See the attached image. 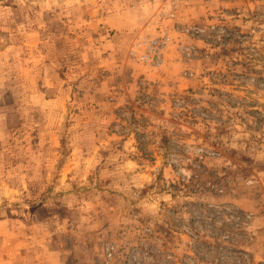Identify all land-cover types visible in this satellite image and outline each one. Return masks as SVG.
I'll return each instance as SVG.
<instances>
[{
	"label": "rangeland",
	"instance_id": "rangeland-1",
	"mask_svg": "<svg viewBox=\"0 0 264 264\" xmlns=\"http://www.w3.org/2000/svg\"><path fill=\"white\" fill-rule=\"evenodd\" d=\"M142 1L0 0V264H264V0H196L114 46L160 73L175 45L186 83L129 74L133 98L86 129L76 75L101 80L100 29H140Z\"/></svg>",
	"mask_w": 264,
	"mask_h": 264
},
{
	"label": "crops",
	"instance_id": "crops-1",
	"mask_svg": "<svg viewBox=\"0 0 264 264\" xmlns=\"http://www.w3.org/2000/svg\"><path fill=\"white\" fill-rule=\"evenodd\" d=\"M148 1L149 4L142 1L139 4L134 5L133 7L127 6L125 8L126 13L124 14V16L127 15L128 12H133V9L135 10L136 14L138 13L139 15H141L140 23H142L143 25L140 27V29L132 27L131 23H129L128 20L127 22H125V24L120 26L111 36L108 33L110 29H108V25H103L100 29L104 37V43H102L100 47L102 46L104 52L106 53V60H104L105 63L102 62L99 64H104V68L108 69H105L106 73L101 78V80L98 76H96V72L94 71V65L96 64L95 62L94 65H92L93 67L89 68V71L76 75L79 87H82L84 89V97L82 96L81 101L83 104H86L82 109L86 113V115H84V118L82 119L86 129L89 127L107 128L112 120L113 108L116 105H122L124 102L128 103V101L133 98L134 93L133 91H130L131 89H129V91L126 89H120L122 85L121 83H124L127 75L129 74L133 75L134 79L138 76V74H143L144 77L148 78L149 80V89L153 91L155 86L154 84H156V86L158 87L165 79H172L173 82H177L179 86L186 83L185 78L181 76V70L186 68L189 63H186L184 59H181L180 53L178 52L175 45L167 46L166 50L163 53L164 65L159 69H161L164 75L162 72L159 73L158 71H156V69L154 70L153 65L142 64L136 59L127 57L125 53L121 54L122 50L119 52L117 51L119 53L117 57L112 50L110 51V49H113L114 46H126L128 41L132 40L133 37L135 38L137 33L148 32L150 34H153L154 31L152 25L155 20L156 22L158 21V19L160 20L161 13V15H168L169 12H171L172 14H176L182 17L184 15H195L197 14L194 12L196 10L200 17L201 14L204 15L206 12V9H204L205 5L202 8L195 9L196 0H180L181 2L178 1L175 4H172L170 0ZM174 5L176 6L175 9L174 7H172ZM160 21L162 22V19ZM188 21H192L191 18H189ZM145 24L149 25L148 29L147 26L144 27ZM175 34L176 33L173 32V37L175 36L176 39L179 35ZM89 37L90 38H87L86 41V49H88L89 47V50H87V53H89V59H86L87 55H84L85 52H82L83 60H85L86 63H92L91 60H93L96 55V46L93 47L90 45L95 42L94 39H92L95 37L93 35ZM119 41L121 42V44H119ZM83 49L85 48L83 47ZM90 55L94 57L91 58ZM79 56L81 57V55ZM108 56L110 59L107 58ZM192 63L193 62H191V64ZM128 69L130 70V73L127 71ZM114 86H117L119 90L114 89ZM110 94L113 96V99H111V101H109L110 99L108 98ZM89 103L91 106H89ZM95 117L98 119L96 120ZM91 138L95 139L96 137L92 135ZM88 159L96 160L94 156L89 157ZM253 229V233H255L254 242L250 243V246L248 248H251L256 258H264V216L254 217Z\"/></svg>",
	"mask_w": 264,
	"mask_h": 264
},
{
	"label": "built area",
	"instance_id": "built-area-1",
	"mask_svg": "<svg viewBox=\"0 0 264 264\" xmlns=\"http://www.w3.org/2000/svg\"><path fill=\"white\" fill-rule=\"evenodd\" d=\"M143 41H145V43H144ZM143 41H142V43H143V45L146 46V47H144V48H145V51H144V53L141 55V58H143V59L146 60V59H148L151 55H153L154 50L158 48V46L160 45V43H159L157 40H154V38H153V39H146V40H143ZM138 45H141L140 41L137 42V46H138ZM133 53H134V52H133Z\"/></svg>",
	"mask_w": 264,
	"mask_h": 264
}]
</instances>
